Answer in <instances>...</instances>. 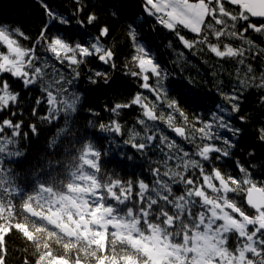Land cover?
<instances>
[{"label":"trees","instance_id":"obj_1","mask_svg":"<svg viewBox=\"0 0 264 264\" xmlns=\"http://www.w3.org/2000/svg\"><path fill=\"white\" fill-rule=\"evenodd\" d=\"M208 5L195 31L160 22L143 0H0V33L26 54L24 76L0 67V92L16 96L0 105V264H154L114 227L66 237L40 200L76 186L87 150L98 161L83 167L100 195L91 210L136 224V239L153 227L181 246L194 237L213 194L207 178L222 175L243 195L261 185L264 22ZM217 44L234 52L218 54ZM7 53L0 40V64ZM224 199L247 207L237 193ZM260 242L264 251V232Z\"/></svg>","mask_w":264,"mask_h":264},{"label":"rangeland","instance_id":"obj_2","mask_svg":"<svg viewBox=\"0 0 264 264\" xmlns=\"http://www.w3.org/2000/svg\"><path fill=\"white\" fill-rule=\"evenodd\" d=\"M153 10L159 15V21L162 23L183 24L191 30L198 31L208 14L209 5L207 0H184L183 2L163 0L157 2ZM4 45L8 46V53L2 57L0 66L5 67L7 70L12 69V72L17 75H25V68L23 67L26 57L25 52L8 39H5ZM55 46L63 52L68 48L64 47V44L57 39L54 41L52 47ZM212 49L221 55L234 52L232 47L226 46L221 48L218 44L213 45ZM13 98V96L8 94L1 96L4 103H8ZM87 161L89 162L88 158ZM207 182L210 192L213 193L215 190L220 194L221 191L218 189L220 188L219 184L216 188L211 184L212 180L207 179ZM96 185V182H91V187H89L93 193H95L94 187ZM237 191L238 187H231L228 190L222 191L221 195L217 198L206 197L209 212L201 217V230L197 231L194 237H187L183 246L173 244L169 235H165L161 229L154 227L151 228L150 234L147 237L139 239V241L135 240L136 238H133L135 228L123 222L117 224L112 217L106 219L102 234L104 235L109 227H114L119 237L125 236L134 239L135 245H142L146 253L145 255L154 264H261L262 257L264 256L260 242L264 232V212L252 210L253 213L258 214V217L256 219L250 217L244 219L242 213L238 210L239 208L224 199L228 193H237ZM78 195V193H75L72 195L73 198L68 197L66 199L54 198V202L59 203L63 211L68 207L74 208L80 217L78 221L74 220L77 226L75 228L78 231L82 227L90 230L92 225H103L105 215L99 218L96 212L94 214L90 212L91 219L83 216L82 205L87 201L79 198ZM235 212L239 213L238 218L235 217ZM51 215H55V213ZM68 219L73 220L71 216ZM64 225L65 223H62V226ZM228 234H234L236 236L235 240L237 239V234L242 237L243 247L238 246V249H236L234 246L233 248L237 252L230 250L231 253H229L227 251L226 248L231 247Z\"/></svg>","mask_w":264,"mask_h":264},{"label":"water","instance_id":"obj_3","mask_svg":"<svg viewBox=\"0 0 264 264\" xmlns=\"http://www.w3.org/2000/svg\"><path fill=\"white\" fill-rule=\"evenodd\" d=\"M145 4L150 7L154 8L156 2H161L162 0H143ZM180 2H183L184 0H177ZM210 3H213L215 0H207ZM224 2H227L231 5H239L241 6L242 10L246 13H248L254 20H262L264 21V0H221ZM2 38V36H1ZM175 132L178 135L183 134V129L181 127L175 128ZM222 184L224 187H227V183L222 180ZM258 187H256L254 184H251L249 188L247 189V200L246 203L248 206H250L252 209L259 211L261 208H264V195L259 196L258 195ZM26 210L31 214L38 216V214L35 212V210L32 207H27ZM70 231H67V235L71 236Z\"/></svg>","mask_w":264,"mask_h":264},{"label":"bare ground","instance_id":"obj_4","mask_svg":"<svg viewBox=\"0 0 264 264\" xmlns=\"http://www.w3.org/2000/svg\"><path fill=\"white\" fill-rule=\"evenodd\" d=\"M163 1V0H162ZM177 1V0H176ZM157 3V2H156ZM156 3H155V6H156ZM227 3V2H226ZM233 6H239V5H233ZM239 7H241V6H239ZM155 8V7H154ZM242 9V8H241ZM243 11V10H242ZM244 12V11H243ZM244 13H246V12H244ZM247 15H249L248 13H246ZM250 16V15H249ZM251 17V16H250ZM252 18V17H251ZM253 19V18H252ZM254 20V19H253ZM264 22V21H263ZM161 35L162 36H160L161 38H165L164 37V34L163 33H161ZM1 36H2V38H1ZM5 39H6V37H5V35L4 34H2V33H0V40L1 41H3V43H4V41H5ZM41 41H43L44 42V40H43V38H39ZM45 44H46V42H44ZM1 67V66H0ZM3 68V67H2ZM4 69H6L5 67H4ZM7 70V69H6ZM11 71H12V69H10ZM19 76H24L23 74H20ZM245 76H246V74H241L238 78H236V79H233L232 81H231V83L232 84H238L242 79H244L245 78ZM5 94H8V95H11V96H13L14 98L12 99V100H10V101H8V103H4V102H2V99H1V96L2 95H5ZM15 98H16V96L14 95V94H12L11 92H9L7 89H4V90H2L1 92H0V105L1 106H3V105H8L9 104V106L8 107H10V102L11 101H13V100H15ZM264 103V102H263ZM3 104V105H2ZM11 124L12 125H16V123L14 122V121H11ZM2 132H3V127H2V124H0V138H1V136H3L4 134H2ZM6 136L7 137H11V138H14V135H12V134H6ZM4 154H8V153H4ZM129 165L130 166H133V164L131 163V162H129ZM207 179H210V178H207ZM224 181L227 183V187H224L223 186V184H219V186H220V188H218L221 192H220V194H218L215 190L213 191V194H212V196H211V198H217L218 196H220L221 195V193H222V191H225V190H228V189H230L231 187L232 188H235V187H233L232 186V184H231V181L230 180H227L226 178L224 179ZM256 187H258L259 189H258V195L259 196H263L264 195V181L261 183V185L259 186V185H257V184H255V183H253ZM216 188L218 187V184L215 186ZM234 190V189H233ZM86 191V188L85 187H82V188H80L79 189V193H84ZM233 192V191H232ZM229 194V193H228ZM237 196H238V198H241V199H243L244 200V202H245V204H246V206L248 207V209H251V207L250 206H248L247 205V203H246V200H247V196L246 195H243L242 194V192H241V189H240V187L238 188V191H237ZM230 202V201H229ZM231 203V202H230ZM231 204H233V203H231ZM234 206H236L235 204H233ZM247 207H244L245 209L244 210H241V209H238L241 213H242V217L244 218V219H247L248 217H250L251 218V215H250V212L247 210ZM238 208V207H237ZM209 212V211H208ZM234 215H235V217H239V213H234Z\"/></svg>","mask_w":264,"mask_h":264}]
</instances>
